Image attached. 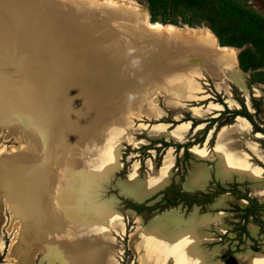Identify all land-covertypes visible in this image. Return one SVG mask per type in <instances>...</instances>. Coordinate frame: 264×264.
<instances>
[{
	"label": "rangeland",
	"instance_id": "374dc122",
	"mask_svg": "<svg viewBox=\"0 0 264 264\" xmlns=\"http://www.w3.org/2000/svg\"><path fill=\"white\" fill-rule=\"evenodd\" d=\"M136 1L147 7L151 24L207 26L221 45L238 49L242 77L238 76L237 82L225 74L228 68L213 60L224 58L212 48L196 44L195 38L187 41L177 36L184 41L177 49L175 61L184 68H191V72L188 79L183 80L185 84L179 78L164 87L162 78L165 74L159 71L161 57L155 55L146 35L131 30L106 31L100 27L93 31L92 27L78 21L77 11L58 5L40 9L30 0H0V130L2 134L9 133L7 140L0 137V147L3 156L13 150L17 153L8 156L7 168L0 171V188L4 186L8 190L11 205L23 218L31 236L39 235L59 256L53 255L50 248H47L46 256L39 248L33 253L30 264H59L65 258L63 253L67 255V247L71 250L77 244L76 232L83 236L80 248L82 252L87 250V258L91 260L88 249L92 248L99 259L102 243L99 226L95 220L86 218L81 210H70V207L80 208L84 202L81 185L85 176L89 181L87 198L90 203L109 206L123 222V230L108 233L114 241L106 244L113 264H140L131 235L139 226L145 231L158 219L163 221L164 227L171 229V236H176L174 243L178 246L182 233L194 234L196 257L199 261L204 258L207 264H242L239 258L244 255L264 254V226L260 229L259 225L260 222L264 225V210L256 213L257 220L249 218L242 222L230 212L237 198L229 193L217 196L216 201L226 207L220 206L215 215L202 217L196 206L185 209L181 202L161 207L164 202L162 191L171 183L184 189L205 185V169L201 164L196 165L201 162L197 157L204 151L198 146L205 142V146L211 148L220 128V122L208 121L219 117L225 108L235 107L236 103H245L249 107L252 102L248 103V100L255 99L264 104V0H201L200 7L188 5L186 0H166L164 7L155 9L153 18L148 1ZM138 21L142 24L141 19ZM144 27L150 29L148 25ZM116 46L123 57L112 63L102 51ZM98 51L102 54L99 62L95 57ZM220 79L224 90L217 84ZM174 84L179 87V92L171 89ZM98 92L111 96L98 94L93 99L80 98L64 111L66 119L59 120L61 103L67 97L77 98L84 93L93 96ZM231 101L235 103L231 104ZM213 105L220 109L208 112ZM142 113L144 117L140 116ZM251 113L261 126L264 110ZM224 117L229 118L230 114L222 115ZM237 121L234 118L227 123L231 125L222 128ZM185 124H188L186 134L179 139L175 136L176 130ZM222 128L218 131L217 142ZM203 131L205 134L198 138ZM254 132L252 127L251 133ZM251 140L256 142L247 138L243 141L246 147ZM27 142L38 149L34 152L33 148L23 158L20 155L27 152ZM165 142L171 145L165 146ZM260 142L264 148V138ZM185 143H190L186 149L177 147ZM231 145L232 149H237L235 141ZM17 149H23V152ZM217 151L227 158L228 152ZM171 152L173 164L168 182L144 192L150 177L161 172L165 158ZM255 161L260 165L255 164L263 177L240 183H244L241 187L248 185L251 197L263 204L264 164ZM218 164L223 175L232 172V166L228 168L221 157ZM235 172L242 176L237 170ZM201 173L204 184L198 180L191 184L190 180L197 179ZM130 185L143 196L147 195L137 202L153 210L132 211L129 203L136 200L132 202L125 192H129ZM0 194L3 216L0 264H17V257L10 255V247L15 234L20 231L8 206L2 202L5 194ZM239 204L245 205L244 202ZM76 223L83 229H74ZM243 224L246 231L240 229ZM21 240L18 235V247ZM166 264L172 262L169 260Z\"/></svg>",
	"mask_w": 264,
	"mask_h": 264
},
{
	"label": "bare ground",
	"instance_id": "6f19581e",
	"mask_svg": "<svg viewBox=\"0 0 264 264\" xmlns=\"http://www.w3.org/2000/svg\"><path fill=\"white\" fill-rule=\"evenodd\" d=\"M31 1H34V0H31ZM61 1L64 3H67V4H69V3L71 4V3H74L75 1H78V0H61ZM80 1H85L88 3L92 2L95 4L107 3V4H111V5L118 6V7H127L129 9L130 8L135 9L137 16H139V19L142 20V25L143 26L145 25L146 27L148 25V28H150L154 32L156 31V33H158V35L160 37H162V38H157L155 36H149V35L144 34V35H146V37H148L147 41L150 44V46L154 49L155 55L161 57L162 61L159 63V65H160L159 71H160V74L161 73L163 75L165 74V76L162 78V80L164 82V87L171 84L172 82H177V80H179V78L182 79V84H185V83H183V80L188 79L187 75L191 72L190 71L191 68H184L179 62L175 61L176 60L175 54L177 53V49L180 47V45H183L181 41H184V40H181L180 38H178L177 36L182 37L187 41H190L192 38H195L193 40L195 41V43L197 42L198 45H200L202 47L212 48L213 51L217 55H220L224 58V59L215 58L213 60L219 64H223L224 66H226L228 68L227 72L225 74H228L229 76L234 77L235 80H237L238 76L242 77V75H241L242 70L240 69L239 62L237 60L238 59L237 58L238 49L235 47L221 45L217 41L218 38L211 31V29H209L207 26H189V25H182V26L167 25V26H163L160 23L151 24V23H149V20H151V19H150V15H149V12L147 10V7L144 4H141L136 0H108V1H111V3H108V2H105L102 0L97 1V2L91 1V0H80ZM48 5H53V4L48 3ZM58 6L64 7L62 5H58ZM64 8H67L69 10H73L71 8H68V7H64ZM99 27L105 29L106 31L107 30L108 31L109 30L110 31H118L117 29H111L112 27L111 28H109V27L105 28L101 24ZM129 30H128V28H126V29L122 28L120 31L122 32V31H129ZM131 31H133V30H131ZM165 64H166V66H165ZM186 70L188 72H185ZM181 71H183L184 73H182ZM231 80H232V78H231ZM217 82H218L217 83L218 86L221 89H223L224 84L222 83V80L221 79L219 81L217 80ZM237 82H238V80H237ZM50 87H51V85H50ZM50 87L47 90V96L49 95V91L51 90ZM171 89H173V92H179L180 91L179 87H177L176 84H174L173 88H171ZM44 94H46V93H44ZM98 94H104V95L107 94V95L111 96V94H108V93H102V92L99 93L98 92V93L93 94V96H89V95H87V93H84V95L78 96L79 98L77 97L79 100H77V98L74 96H71L70 99H68V97H67V99L63 103H61L62 110L60 111L61 116H60L59 120L62 121L63 119H66L64 111H66L67 107H70L73 104H75V102L77 103L78 101H80V98L86 97V98L93 99ZM230 103L232 104L234 102L231 101ZM218 109H219L218 105H213V106L209 107L208 112H212L213 110H218ZM140 116L144 117L145 114L142 113V114H140ZM237 120L238 121L236 124L229 126V127L222 128L220 137L218 138V142H217V147H218L217 149L219 151L225 150V152H228V154H227V158H225V157H222L221 153L218 152L219 157H221L225 161L228 168H229V166H232L230 168L231 169L230 171H234V170L236 171L237 170L242 176L246 175L247 177H249L251 179L261 178V177H263L262 176L263 173H260V171L258 169L259 167H257L255 165V163L251 162V160L247 156L246 152H244L242 150V148L240 147V143L242 142L241 140H242V138H244V135L246 133L250 134L249 123L245 118H242V117L237 118ZM187 126H188V124L178 126L175 136H178L177 138H179V139H183L185 134H186ZM2 133L3 132L0 130V137L4 138L3 140L9 139V137H8L9 133L8 134L7 133L2 134ZM244 140H246V139H243V141ZM232 141H235V143L237 145V149H232V145H231ZM250 142H251L250 145L248 144L247 147L249 149H251L253 152L258 153L259 159H261V161L264 162V155H263L264 152H262V149L260 148V146L257 145L258 143L256 144V142L254 143V141L252 142V140ZM30 144H31L30 142H27V144L25 146L27 148V152H24V154L20 155L21 157L24 158L26 156L25 154L30 153L33 148H34V152H37L38 146L32 147V146H30ZM25 147H24V149H25ZM1 148L2 147H0V171L2 169L5 170L7 168L8 156L11 153H12L11 156H13L14 154H17V153H13L14 152V150H13V152H11L10 154H7L8 156H3L2 152H1ZM3 149H5V148H3ZM17 150L19 152H23V149H17ZM197 155H199V153ZM34 156H35V154H34ZM172 164H173V154L171 152V153L167 154L165 161H164V165L161 169V172L154 174L152 177H150V179L147 183V184H149L148 185L149 187L148 186L145 187L143 189L144 192H150L151 190L156 189L157 187L164 186L168 182L169 169L172 166ZM97 170H100V169L97 168ZM86 174L88 175L89 173H86ZM108 176H109V174L103 180H105ZM87 178H88L87 176L84 177V181L81 185L82 186L81 190L84 189V191H83L84 192V194H83L84 195V202L82 201L83 204L81 203L82 204L81 207L76 208V209H72V207H70V210H76L77 212L81 210L82 214H84V216L86 218L90 219L91 221L93 220V222L95 220V222L97 223L96 226H99L100 233H101V241H102V243L100 244L101 246L99 247V259L96 258V256L98 257V255L97 254L95 255V251L92 248L91 249L89 248L88 250H89L93 259L91 258V260H89L87 258V253H88L87 250H84L82 252V249L80 248V247H82V241L80 242V238H82L83 236H81L82 235L81 232L77 233L75 231L77 234L75 237L77 244H75L74 248L72 247L73 249L71 248V250L69 247H67L66 253L68 256L65 255V252L64 253L62 252L65 258L61 259V262H59V264H85V263L113 264V258H112L111 252H110L109 248H107V246H106L107 242L113 241L112 239H110L108 233H109V231L110 232H118L119 230H123V222H122L121 217H117L113 214V211H111L108 208L109 206H107V205H104V206L103 205H92L90 203V201L87 198V190H88V186H89V181ZM203 178H204V174L201 173V175H199L197 177V179L192 178L190 180V183L194 184L198 180L204 184L205 180ZM35 181H37V180H35ZM50 181H51V179H50ZM80 182H81V180H80ZM34 183H35V185L37 184L36 182H34ZM50 183H52V181ZM66 183L68 184V182H66ZM62 187H63V184H62ZM64 187H65V185H64ZM128 187L129 188L131 187V189H129L128 193H131L133 196L135 195L136 197H139V198L147 197V195L143 196V193L139 192L140 190H137L134 187V185H130ZM55 189H54V191H55ZM98 189H99V187H98ZM57 191H55V192H57ZM127 191L128 190H125V192H127ZM90 192H91V189H90ZM0 193L5 194V197H4V199H2V202L4 205L8 206V208L10 210V214L12 216V219L15 218V225L18 226V230L20 231L19 234H15V239L13 240L12 246L10 247L11 248L10 249V252H11L10 255L15 256V258L17 257V264H30L32 259H33L32 257H34V256H32L33 253H35V251L39 248H40V251H42V253H45L46 256L48 254L47 248L52 249L54 251V254L53 253L52 254L57 256L58 252H56L54 250V248L51 247L50 244L49 245L45 244V242L42 241L43 238L41 239L39 237V235H37V234L34 235L33 237L31 236L30 231H28L24 225L23 218L19 215V212L16 211V209H14L13 206L11 205L10 198L8 197V190L6 189V187L1 186ZM80 194H78V195H80ZM71 201H73V200H71ZM0 203H1V200H0ZM109 204H111V203H109ZM66 214H68V212ZM73 215H76V214L73 213ZM29 217H30V215H29ZM2 220H3V216H2V213L0 212V228H1ZM162 223H163L162 220H160V221H159V219H158V221L155 220L151 224V226L148 229H146L145 231H141L140 226H139L138 229L136 230V233L131 235V243H132V246L135 247V249H137V251H138L140 264H166L167 261H169V260L172 262V264H207V262L204 260V258H202L201 261H199V259L196 257L197 256V254L195 253L196 248L193 245V241H194L193 238L195 237L194 234L192 235L190 233H182L183 236L179 240V243L181 242V245L178 246L174 243L176 236L175 237L171 236V229L164 227L162 225ZM74 229H83V227L80 224L76 223V226ZM13 230H14V228H13ZM45 231H46V229H45ZM18 235H20L22 237V240L20 242L19 247L17 246L18 242H16ZM53 242H54V240H53ZM91 242H92V240H91ZM95 243H97V242H95ZM1 246L2 245L0 242V249H1ZM83 247H85V244L83 245ZM57 257H59V256H57ZM67 257H68V259H66ZM239 259H240L242 264H264V254H262V253H251V254L249 253L248 255H244Z\"/></svg>",
	"mask_w": 264,
	"mask_h": 264
},
{
	"label": "water",
	"instance_id": "95a60500",
	"mask_svg": "<svg viewBox=\"0 0 264 264\" xmlns=\"http://www.w3.org/2000/svg\"><path fill=\"white\" fill-rule=\"evenodd\" d=\"M31 1V0H30ZM56 1V2H55ZM34 3L38 8L43 9L46 8L48 3L53 5H62L64 7H68L77 11L78 18L82 25L90 26L95 29H98L100 24L105 28L117 29L120 31L122 28H128V30L139 31L137 33L146 34L149 36H155L157 38H162L151 29L145 28L140 21H138L139 16H137L135 9H129L127 7H118L107 3L95 4V3H88L85 1H75L74 3H69L66 6L62 3L61 0H34L31 1ZM131 18V19H130ZM137 18V19H136ZM140 20V19H139ZM115 32V31H114ZM121 32V31H120ZM165 39V38H164ZM122 50V49H121ZM103 55L111 60L112 63H116L122 59L123 54L118 51V46L109 48L107 51H102ZM122 56V57H121ZM97 57V61L99 62L102 59V54L98 51V54L95 56ZM128 198L132 201H141L144 198L133 196L131 193L126 192ZM147 204H150L147 202ZM134 211V210H132ZM156 218V217H155ZM153 218V220L155 219Z\"/></svg>",
	"mask_w": 264,
	"mask_h": 264
},
{
	"label": "flooded vegetation",
	"instance_id": "af4514ba",
	"mask_svg": "<svg viewBox=\"0 0 264 264\" xmlns=\"http://www.w3.org/2000/svg\"><path fill=\"white\" fill-rule=\"evenodd\" d=\"M251 102H252V99H251ZM241 108H242V105H241ZM241 108H239V109H241ZM248 112L251 113L250 111H248ZM254 112H255V114H258L256 112V108H255ZM219 114H221V112ZM239 117H241V115H236L234 118L237 119ZM242 118H244V116H242ZM253 119H254V116H253ZM261 120H262V125L260 126L254 119V121L260 127H264V118L263 119L261 118ZM208 122L209 123L212 122V119H210ZM216 122H218V121H216ZM223 125H227V124H223ZM223 125H220V127L223 126ZM251 125H252V123H251ZM252 127H253V125H252ZM255 131H258V130H255ZM203 134H205L204 131H203V133L201 135L198 136V138L200 136H202ZM197 142H200V141H197ZM183 147L184 146H182V148ZM186 147H184V148L186 149ZM205 164L207 165L206 167L208 168V170L210 172V178L207 179L205 185H203L201 187H196L194 189H187V188L184 189V188L181 187V191H183V192L196 194L197 201L193 202L190 205V208L192 206H196L197 209L200 211L199 213H200V215L202 217L207 216V215H215L217 213V210L219 209L220 206H221L220 208H223V209H225V207H226V205L224 206L222 203L219 204L218 201H216L217 200L216 199L217 196L218 195H224L225 193H229L232 196L237 198V199H235L233 201V203H232L233 206L230 209L231 210L230 212H232L233 214H236V216L239 219H242V222L247 221L249 218H253V220H255V219L257 220V218L255 217L256 213L264 210V203L263 204H259L256 199H255L256 203H253L251 201L254 198L251 197V191H250L249 186L247 185L246 187H241V185H243L244 183H240L241 181H237L235 179H233L231 181H227V182H222L219 179H217L216 176H215L214 162H210L209 163L208 161H206ZM242 199H244V200L242 201ZM239 202H244L245 205L243 206V205L239 204ZM133 203L140 204L138 202H133ZM145 204H147V202H145ZM181 204L185 206V209H189L187 204H184L183 202H181ZM147 205H149V204H147ZM251 208H252V211H251ZM133 210L136 211L135 209H133ZM207 211H209V212H207ZM137 212L138 213H142L141 210L137 211ZM212 213H214V214H212ZM244 215H246V217ZM259 225H260V229L263 228V226H264L262 224V222H260Z\"/></svg>",
	"mask_w": 264,
	"mask_h": 264
},
{
	"label": "trees",
	"instance_id": "16d2710c",
	"mask_svg": "<svg viewBox=\"0 0 264 264\" xmlns=\"http://www.w3.org/2000/svg\"><path fill=\"white\" fill-rule=\"evenodd\" d=\"M147 1L149 3V10H150V14H151L152 18L155 14V9L164 7L167 3L166 0H147ZM186 3H188V5L200 7V5H201L200 3H202V2H201V0H186ZM252 106L256 108L257 113L262 111L261 103L255 99H252ZM227 113L230 114V117L229 118L228 117L222 118V115L227 114ZM236 115H241V116L246 117L252 123L254 130L262 131L264 133V127H260L254 121L253 115L247 111L244 103H242L241 109H232L231 110V109L226 108L225 111L221 112V114H220L221 117L219 116L217 118H212V122L218 121V122H220L219 125L231 123L232 119H234V117ZM164 145L170 146L171 144L165 142ZM188 145H190V143H186L183 145H177V147H182V146L186 147ZM162 193H163L162 201H164L163 204L161 205L162 209L167 208L169 206H175L179 202H183L184 204H187L188 208H190V205L193 202L197 201L196 194L181 191L180 186L178 184H175V183H171L170 185H168L162 191ZM251 201L253 203H256L255 199H252ZM129 205L132 209H135L136 211H140V210L142 211L144 209H148V210L152 209L153 210L152 207H148V206L146 207L144 204H137V203H131L130 202ZM251 211H252V208H251ZM244 216L246 217V215H244ZM241 230L246 231L244 225L241 226Z\"/></svg>",
	"mask_w": 264,
	"mask_h": 264
},
{
	"label": "crops",
	"instance_id": "0c3cea01",
	"mask_svg": "<svg viewBox=\"0 0 264 264\" xmlns=\"http://www.w3.org/2000/svg\"><path fill=\"white\" fill-rule=\"evenodd\" d=\"M235 103V102H234ZM248 103H251V101L250 100H248ZM245 104V103H244ZM252 105V104H251ZM245 106H247V108H248V110L250 111V112H254V110L255 109H253L252 108V106H249L248 107V105H246L245 104ZM239 109V108H241V104H239V103H236V105H235V107H232L231 109ZM261 108H262V110H264V104H261ZM219 109H220V107H219ZM218 109V110H219ZM252 110V111H251ZM242 117V116H241ZM245 118V117H244ZM246 119V118H245ZM247 120V119H246ZM248 121V120H247ZM248 123H249V129H250V134L249 133H246L245 135H244V138H242V142L240 143V146H241V148H242V150L243 151H245L247 154H249V158H250V160L253 162V163H255L256 165H259L258 163H257V161H255V160H258V161H261V159H259L258 158V156L256 155V153L255 152H253L251 149H249L248 147L246 148V145L244 144V142H243V139H253V140H255L258 144H259V146H260V148L262 149V152H264V148H263V146L261 145L262 144V142H260L263 138H264V134L262 135L261 134V132L260 131H256V132H254V133H251V129H252V125H251V123L248 121ZM227 125H231V124H227ZM226 125V126H227ZM223 126H225V125H223ZM222 127V126H221ZM220 127V128H221ZM220 128H219V130H220ZM219 130H217V132H216V136H215V143L213 144V146H211V148H208L207 146H205L206 144H205V142H203V144H202V146H198V147H200L202 150H204L203 151V155H201V157H197V159H199V161H201V162H198L196 165H202L203 167H204V169H205V172H206V174H207V179H209L210 178V172H209V170H208V168L206 167L207 165L205 164V162L206 161H208L209 163L210 162H214V167H215V176H216V178L217 179H219L220 181H222V182H227V181H231V180H233V179H235V180H237V181H242V180H246V181H256V180H258V179H260V178H256V179H251V178H249V177H247L246 175H243V176H239V174L238 173H236L235 171H232V172H228L227 174H222L221 172H220V170H219V164H218V160H219V155H218V151H217V134H218V131ZM247 135V136H246ZM246 136V137H245ZM263 137V138H262ZM263 155H264V153H263ZM261 162H263V161H261ZM263 164H264V162H263ZM260 166V165H259ZM262 167V166H261ZM196 168V167H195ZM195 168H193L191 171H193ZM263 168V167H262ZM263 170H264V168H263ZM190 172V171H189ZM188 172V173H189ZM188 176V175H187ZM186 176V177H187ZM245 176V177H244ZM186 180V179H185ZM207 181V180H206ZM201 182V181H200ZM202 183V182H201ZM206 183V182H205ZM185 185H186V181H185ZM185 188H187V189H194V188H196V187H193V188H189V187H185ZM254 194V193H253ZM254 196H256V197H258L256 194H254ZM258 198H260V197H258ZM264 199V198H263ZM218 203L220 204L221 202L220 201H218ZM219 213H222V212H219ZM217 214V213H216ZM223 214V213H222Z\"/></svg>",
	"mask_w": 264,
	"mask_h": 264
}]
</instances>
